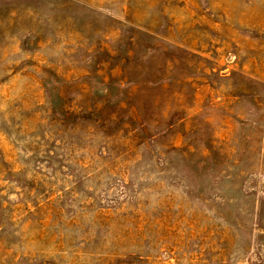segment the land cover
Masks as SVG:
<instances>
[{
  "label": "rangeland",
  "instance_id": "obj_1",
  "mask_svg": "<svg viewBox=\"0 0 264 264\" xmlns=\"http://www.w3.org/2000/svg\"><path fill=\"white\" fill-rule=\"evenodd\" d=\"M0 264H264V0H0Z\"/></svg>",
  "mask_w": 264,
  "mask_h": 264
}]
</instances>
